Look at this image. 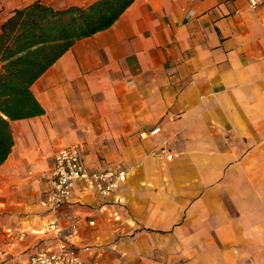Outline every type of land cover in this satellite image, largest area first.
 <instances>
[{
	"label": "crops",
	"instance_id": "0c3cea01",
	"mask_svg": "<svg viewBox=\"0 0 264 264\" xmlns=\"http://www.w3.org/2000/svg\"><path fill=\"white\" fill-rule=\"evenodd\" d=\"M94 1L0 0V31L34 3ZM31 91L44 114L10 123L0 166L4 264L66 239L114 242L116 264H264V4L135 0ZM73 145L89 169L116 165L127 180L43 208L41 176Z\"/></svg>",
	"mask_w": 264,
	"mask_h": 264
},
{
	"label": "trees",
	"instance_id": "16d2710c",
	"mask_svg": "<svg viewBox=\"0 0 264 264\" xmlns=\"http://www.w3.org/2000/svg\"><path fill=\"white\" fill-rule=\"evenodd\" d=\"M135 0H95L55 10L39 3L15 10L0 31V166L13 147L10 123L41 116L31 86L75 42L109 29Z\"/></svg>",
	"mask_w": 264,
	"mask_h": 264
},
{
	"label": "built area",
	"instance_id": "2783aa9c",
	"mask_svg": "<svg viewBox=\"0 0 264 264\" xmlns=\"http://www.w3.org/2000/svg\"><path fill=\"white\" fill-rule=\"evenodd\" d=\"M248 7L255 10L264 4V0H246ZM159 132L156 128L151 132ZM41 180L46 182L47 189L40 201V206L57 210L69 202L77 186L81 191L95 194L97 197L113 195L127 180V172L109 165L100 169H89L81 157L78 145L60 149L54 156L52 168L42 174ZM90 226L94 223L90 222ZM71 231L77 230V224L70 225ZM82 249L69 240L60 241L56 247H47L31 253L24 260L12 261L8 264H84ZM5 250L0 244V264L3 263Z\"/></svg>",
	"mask_w": 264,
	"mask_h": 264
},
{
	"label": "rangeland",
	"instance_id": "374dc122",
	"mask_svg": "<svg viewBox=\"0 0 264 264\" xmlns=\"http://www.w3.org/2000/svg\"><path fill=\"white\" fill-rule=\"evenodd\" d=\"M80 248L82 249L83 252L89 254L87 255L88 260L84 264H116L115 254L117 253L114 242L106 246L99 244L96 245L92 244L89 246H81ZM105 253H109V256L102 260Z\"/></svg>",
	"mask_w": 264,
	"mask_h": 264
}]
</instances>
